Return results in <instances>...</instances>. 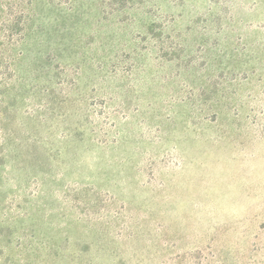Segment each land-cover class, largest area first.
Wrapping results in <instances>:
<instances>
[{"label": "rangeland", "instance_id": "1", "mask_svg": "<svg viewBox=\"0 0 264 264\" xmlns=\"http://www.w3.org/2000/svg\"><path fill=\"white\" fill-rule=\"evenodd\" d=\"M0 264H264V0H0Z\"/></svg>", "mask_w": 264, "mask_h": 264}]
</instances>
